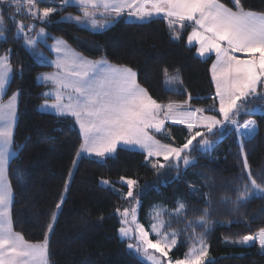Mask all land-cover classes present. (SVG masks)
<instances>
[{
    "label": "trees",
    "instance_id": "trees-1",
    "mask_svg": "<svg viewBox=\"0 0 264 264\" xmlns=\"http://www.w3.org/2000/svg\"><path fill=\"white\" fill-rule=\"evenodd\" d=\"M221 2L232 6L231 0ZM241 2L246 9L264 11V0ZM36 7L41 10L57 8L60 3L59 0H37ZM0 10L4 15L6 37H0V55L7 53L13 68L4 98L15 92L19 96L13 136L16 154L8 168L14 194L11 216L15 231L21 232L27 240L43 239L52 214L57 212L56 204L61 200L62 188L76 158L81 137L73 117H58L41 110L46 99L43 95L45 84L37 77L52 66L39 63L23 38L17 37L12 15L17 22L35 24L32 36H37L40 28L47 31V43L39 42L38 47L49 53L47 44L61 37L89 59L103 58L112 64L130 67L137 73L138 83L160 103L182 102L191 95L193 108H219L218 99H213L215 85L210 71L215 56L202 58L197 53V46L188 44L190 26L185 25L180 30L177 40L172 38V31L163 18L131 21L123 16L103 30L93 31L61 19L68 11H76L75 6L51 14L47 22L34 19L26 10L15 14V8L10 4H0ZM165 70L169 77H179L175 84L166 83ZM169 88L177 90L170 91ZM249 104L264 106V100L255 99ZM208 114L217 115V112ZM237 119L241 124L248 119L256 121V134L246 140L245 151L257 182L264 184V113L241 114ZM154 134L174 146L182 145L189 136L186 125L171 121L166 122L162 133ZM209 139L217 141L215 147L207 153L194 148L190 155L196 163L187 169L181 163L180 169L166 167L157 172L151 167V161H145L144 153L123 146L107 158L82 155L50 235V264H147L128 248L129 240L122 239L118 231L120 217L115 210L117 207L122 209L127 201L101 183V179H108L127 188L119 182L121 176L138 182L136 189L147 196L145 205L159 200L174 205L177 196H182L187 205L185 216L188 220L197 219L204 208H209L206 242L213 259L206 264H264V250L258 243L225 242V237L235 240L264 227V193L253 195L235 206L237 188L245 182L240 179L242 158L237 155L238 137L235 131L223 138L216 132ZM192 188L196 189L195 193L190 191ZM205 193L211 204L205 203ZM171 219L169 229L181 232L173 254L184 257L190 247L188 233L183 231L185 220ZM196 232H204V229L196 227Z\"/></svg>",
    "mask_w": 264,
    "mask_h": 264
},
{
    "label": "snow or ice",
    "instance_id": "snow-or-ice-1",
    "mask_svg": "<svg viewBox=\"0 0 264 264\" xmlns=\"http://www.w3.org/2000/svg\"><path fill=\"white\" fill-rule=\"evenodd\" d=\"M59 3V9L45 7L41 10L36 7L37 0H0V4L13 6L15 14L26 10L27 14L41 22H47L51 14L65 7L75 6L81 15H68L61 19L93 31L105 29L126 9L128 16L138 21L163 18L172 31V38L177 40L180 39V31L176 29L183 30L186 24H191L188 43H198L197 53L202 58L215 54L210 71L215 85L213 99H218L219 108H192L191 95L182 102L160 103L137 82L136 73L131 68L111 64L103 58L90 60L74 52L63 39L54 38L55 42L50 48L56 54V60L50 63L58 71L37 77L39 81L50 82L54 86L43 94L46 99L41 109L52 111L58 117L74 118L81 137L77 158L82 154L107 158L116 152L118 146H123L144 153L145 161L155 158L151 167L157 172L166 167L180 169L181 163L187 169L196 163L190 155L194 148L207 153L217 143L209 139L210 136L219 132L223 138V135L235 131L238 137L237 155L242 158L240 179L245 182L237 188L238 195L233 203L240 206L253 195L264 193V184L257 182L245 151L246 140H251L256 134V121L248 119L241 124L237 119L241 114L264 113V106L246 107L252 100H264V91L260 90L264 89V11L246 9L241 0H231V7L221 0H59ZM11 19L17 37H22L29 48L34 49L38 38L46 35L44 28H40L36 37L29 38L27 33L35 29V24L17 22L14 15ZM4 33L5 20L0 10V37H4ZM237 53H243L244 57ZM40 56L43 62V54ZM12 72L10 56L7 53L0 55V97L6 94ZM165 76L168 85L177 82L176 77L168 76L167 70ZM17 96L18 92L13 93L6 103L0 99V264H50L49 239L63 203V195L60 203L56 204L57 212L52 214L42 240H27L13 227L11 205L14 194L7 180V169L14 155L12 129L16 119ZM211 111H216L217 115L206 114ZM166 121L186 125L189 136L185 143L174 146L156 138L154 133H162ZM201 128L205 131H200ZM161 157L166 164L160 163ZM72 164L75 168L77 160H73ZM68 175L70 180L71 170ZM119 182L126 185V193L116 189L115 182L101 180L122 199L134 201L131 207H117L115 210L120 217V237L135 240V243L128 244L129 249L143 253L151 264H206L209 258V245L206 242L209 208H204L197 219L188 220L185 216L187 205L182 200H177L172 210L166 206H154L149 213L150 223L146 229L137 218L140 201L134 188L138 182L124 176L119 178ZM68 184L69 181H66L65 192ZM190 191L195 193L196 189ZM203 199L206 204L212 203L207 193L203 194ZM224 199L227 202V198ZM166 212L170 217L168 220L163 219ZM171 218H175L176 222L184 218L183 231L188 233L190 243L184 257L175 260L169 257V252L177 246L181 232L165 231L171 226ZM196 227L203 228L204 232L197 233ZM151 234L156 238H150ZM225 242L240 245L258 243L260 249L264 250V227L235 240L225 237ZM150 250L159 255H149Z\"/></svg>",
    "mask_w": 264,
    "mask_h": 264
},
{
    "label": "rangeland",
    "instance_id": "rangeland-1",
    "mask_svg": "<svg viewBox=\"0 0 264 264\" xmlns=\"http://www.w3.org/2000/svg\"><path fill=\"white\" fill-rule=\"evenodd\" d=\"M60 7H57V9H59ZM68 15H72V16H76V15H81V13H79V12H76V11H68L67 13H65V15H64V17H66V16H68ZM128 16V15H127ZM128 20H136V21H138L136 18H134V17H129L128 16V18H127ZM108 27V26H107ZM191 27V29H190V31H189V33L192 31V26H190ZM45 30V29H44ZM45 33H46V35H44V36H41V37H39L38 38V41L39 42H44L45 44L47 43L46 42V36H47V31L45 30ZM27 35L29 36V38H33L34 36H32V35H29L28 33H27ZM64 40V39H63ZM188 42V41H187ZM197 42H193L191 45H195ZM189 44V43H188ZM47 45H49V44H47ZM197 45H198V43H197ZM27 46V45H26ZM199 46V45H198ZM30 51H32L33 52V54L34 53H36V49L34 48V49H32V48H29V47H27ZM41 52H42V54H43V57L44 58H49V57H45V56H47L46 55V53H45V51H43V49L41 50ZM39 55V54H38ZM211 55H214L215 56V54L213 53V54H211ZM237 55H239V56H241L242 58L244 57V54L243 53H237ZM207 58V57H206ZM40 59V58H39ZM133 70V69H132ZM173 77H176L177 79H179V77L178 76H173ZM253 105H250V104H248V105H246V107H252ZM198 108H203V107H198ZM261 113V112H260ZM206 114H208V113H206ZM208 115H212V114H208ZM238 118V117H237ZM168 122V121H167ZM172 122V121H171ZM200 131H204V129H199ZM157 138V137H156ZM157 139H159V138H157ZM160 140V139H159ZM163 142V141H162ZM163 143H165V142H163ZM119 147H121V146H118L117 147V149L119 148ZM117 151V150H116ZM12 152L14 153V155L13 156H15V154H16V151L14 150V148L12 147ZM116 153V152H115ZM114 153V154H115ZM114 154H112V155H114ZM83 155V154H82ZM81 155V156H82ZM13 156L10 158V161H11V159L13 158ZM81 156L79 157V158H77V156H76V158L74 159V160H77V164H78V162H79V160H80V158H81ZM100 158V157H99ZM9 161V162H10ZM152 162H155V158H153L152 160H151V163ZM160 163H165L166 164V161H164L163 160V158L161 157L160 158ZM77 164H76V166H77ZM76 166H75V168H76ZM75 168H73V164H72V168H71V171H72V176H71V178H70V180H69V176H68V178H67V180L66 181H69V184H70V182L72 181V178H73V175H74V172H75ZM165 169V168H164ZM126 178H129V177H126ZM133 179V178H132ZM7 180L9 181V183H10V178H9V175H8V173H7ZM101 180H103V179H101ZM106 180H108V179H106ZM110 181V180H109ZM11 184V183H10ZM69 184H68V187H69ZM64 186H65V184H64ZM126 186V185H125ZM11 188H12V186H11ZM115 188L116 189H120L123 193H126L127 192V188H124V187H120V186H118V185H116L115 184ZM134 191H135V193L137 194V196H138V199H139V201H140V204H139V206H138V208H137V218H138V220H139V222L140 223H143L144 225H145V228L147 229L148 227H149V223H150V217H149V213L150 212H152V210H153V208H154V206H166L167 207V209L168 210H172V209H174L175 207H176V201L177 200H182L184 203H185V199L182 197V196H177V198H176V200H175V204L174 205H170V204H168V203H166L165 201H163V200H159V201H156V202H154V203H151V204H146L145 205V202H146V199H147V196H146V194H144V192H142L141 190H137L136 189V186H135V188H134ZM12 192H13V190H12ZM65 190H64V187L62 188V195H63V197L65 196ZM61 201V200H60ZM60 201H59V203H60ZM134 203V201H127L126 203H125V205H124V207H131L132 206V204ZM123 207V208H124ZM122 208V209H123ZM166 215H167V212L166 213H164V216H163V219H165L166 220ZM15 230V229H14ZM170 230H175V229H169V228H166L165 229V231H170ZM150 238H152V239H155L156 237H155V235L154 234H151L150 235ZM128 240V239H127ZM129 243H135V240H129ZM178 243H179V238H178ZM251 244V243H250ZM178 245V244H177ZM177 247V246H176ZM176 247L175 248H173L170 252H169V257H171L173 260H175V259H177V258H183V257H176L174 254H173V251L176 249ZM135 253H137L134 249H132ZM147 264H151V261H149L148 259H147V257H145L144 255H143V253H137ZM152 254H155V255H159L158 253H154V250H150L149 251V255H152ZM213 259V257L210 255V252H209V258H208V260L207 261H209V260H212ZM206 261V262H207Z\"/></svg>",
    "mask_w": 264,
    "mask_h": 264
},
{
    "label": "crops",
    "instance_id": "crops-1",
    "mask_svg": "<svg viewBox=\"0 0 264 264\" xmlns=\"http://www.w3.org/2000/svg\"><path fill=\"white\" fill-rule=\"evenodd\" d=\"M76 12H79V13H81L79 10H78V8H77V10H76ZM128 10L126 9L125 10V12L124 13H122V15L120 16V17H118V18H115V19H113L112 20V22L108 25V26H110V25H112L117 19H119V18H121V17H123V16H125L126 17V19L128 18ZM100 17H98V19H99ZM135 18V17H134ZM187 26H192L191 24H186ZM107 28V27H106ZM177 31H180V29L179 28H177L176 29ZM28 34L29 35H32L31 34V32H28ZM34 37H36V36H34ZM57 38H60V39H63V38H61V37H57ZM64 41H66V40H64ZM42 42V41H41ZM55 42V40L53 39L51 42H49L48 44V47H49V49H50V53L49 52H47V51H45V50H43V51H45V53H46V55L47 56H45V57H49V58H44V60H43V62H42V60H41V56H40V54H42V52H41V50L42 49H40L39 47H38V45H39V41L37 42V44H36V46H35V49H36V53H34V55H35V58H36V60L39 62V63H41V64H45V65H49V66H52L51 65V61H54V60H56V54L51 50V48H50V46L53 44ZM68 44V43H67ZM69 46H70V48L72 49V50H74V52H76V53H79L78 51H76L70 44H68ZM196 46H197V48L199 47L198 45H197V43L195 44ZM39 54V55H38ZM79 54H81V53H79ZM82 55V54H81ZM83 56V55H82ZM85 57V56H84ZM40 58V59H39ZM87 58V57H86ZM89 59V58H88ZM90 60H94V59H90ZM99 60V59H98ZM110 63V62H109ZM112 64V63H111ZM114 65H116V64H114ZM120 66H124V65H120ZM126 67H128V66H126ZM128 68H130V67H128ZM58 70L54 67V66H52V69H50V70H47V71H44V72H42V73H40L39 75H41V74H44V73H53V72H57ZM134 71V70H133ZM135 72V71H134ZM136 73V72H135ZM38 75V76H39ZM11 77H12V75H11ZM136 79H137V73H136ZM11 80V79H10ZM39 81V80H38ZM40 83H43V84H45V89H44V93L45 92H49V91H51L52 89H53V84L52 83H50V82H43V81H39ZM137 82H138V79H137ZM8 88V87H7ZM5 95V94H4ZM4 95L2 96V97H0V99H2V101L3 102H7V100H8V98L6 99V98H4ZM45 101V100H44ZM18 102H19V96H17V103H16V119H15V123H14V125H13V129H12V132H13V136H14V130H15V126H16V122H17V114H18ZM51 102V101H50ZM44 103V102H43ZM43 103L41 104V105H43ZM40 108H41V106H40ZM193 108V107H192ZM42 110V109H41ZM43 111H45V112H51V113H54V112H52V111H47V110H43ZM167 122V121H166ZM166 122H165V124H166ZM78 126V125H77ZM79 127V126H78ZM13 138V137H12ZM12 147H13V144H12ZM14 148V147H13ZM83 155H88V154H83ZM91 156H95L94 154L93 155H91ZM14 157V156H13ZM97 157V156H96ZM12 160V159H11ZM9 164H10V162H9ZM8 168H9V165H8ZM7 173H8V169H7Z\"/></svg>",
    "mask_w": 264,
    "mask_h": 264
}]
</instances>
